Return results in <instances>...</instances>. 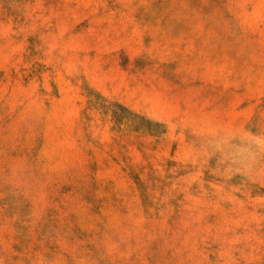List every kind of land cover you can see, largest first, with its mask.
I'll return each instance as SVG.
<instances>
[{"label":"rangeland","instance_id":"rangeland-1","mask_svg":"<svg viewBox=\"0 0 264 264\" xmlns=\"http://www.w3.org/2000/svg\"><path fill=\"white\" fill-rule=\"evenodd\" d=\"M0 264H264V0H0Z\"/></svg>","mask_w":264,"mask_h":264}]
</instances>
